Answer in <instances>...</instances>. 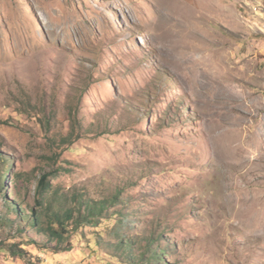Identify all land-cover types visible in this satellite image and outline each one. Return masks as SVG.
<instances>
[{"label": "rangeland", "instance_id": "1", "mask_svg": "<svg viewBox=\"0 0 264 264\" xmlns=\"http://www.w3.org/2000/svg\"><path fill=\"white\" fill-rule=\"evenodd\" d=\"M254 4L0 0V264H264ZM76 195L68 251L31 217Z\"/></svg>", "mask_w": 264, "mask_h": 264}, {"label": "trees", "instance_id": "2", "mask_svg": "<svg viewBox=\"0 0 264 264\" xmlns=\"http://www.w3.org/2000/svg\"><path fill=\"white\" fill-rule=\"evenodd\" d=\"M5 177V173H0V190L2 189L3 179ZM118 199L119 197L115 196L113 200L114 203H116ZM75 202L78 207H75L71 210H65L64 212H56L53 215L49 214L47 222L43 220L42 215L38 214L36 210L32 211L31 217L33 227H43V229L47 232L50 240H56L58 244H66L65 250L68 251L73 248L72 242L70 241V235L73 231L69 228L72 226V228L77 231V229H79L86 223L89 224L95 221L98 222L103 218V214L109 208V203L104 200L94 202L93 199L88 200L85 197L79 195H76ZM78 208L79 213L77 217H75L76 209L78 210ZM73 222L74 224L72 225L71 223ZM120 243L121 245H123L122 242ZM156 255L157 253L155 254V256Z\"/></svg>", "mask_w": 264, "mask_h": 264}, {"label": "built area", "instance_id": "3", "mask_svg": "<svg viewBox=\"0 0 264 264\" xmlns=\"http://www.w3.org/2000/svg\"><path fill=\"white\" fill-rule=\"evenodd\" d=\"M251 10H252V15L254 18L264 17V7H258L256 6V4H254V9H251Z\"/></svg>", "mask_w": 264, "mask_h": 264}]
</instances>
